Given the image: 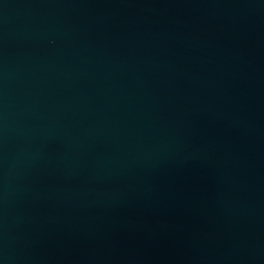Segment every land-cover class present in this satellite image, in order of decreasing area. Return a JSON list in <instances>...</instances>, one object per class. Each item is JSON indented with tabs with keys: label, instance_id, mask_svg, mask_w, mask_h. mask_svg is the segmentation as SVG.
Wrapping results in <instances>:
<instances>
[{
	"label": "water",
	"instance_id": "obj_1",
	"mask_svg": "<svg viewBox=\"0 0 264 264\" xmlns=\"http://www.w3.org/2000/svg\"><path fill=\"white\" fill-rule=\"evenodd\" d=\"M0 264H264V0H0Z\"/></svg>",
	"mask_w": 264,
	"mask_h": 264
}]
</instances>
